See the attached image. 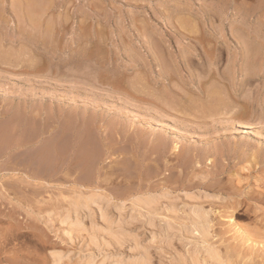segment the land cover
I'll use <instances>...</instances> for the list:
<instances>
[{
	"label": "rangeland",
	"instance_id": "rangeland-1",
	"mask_svg": "<svg viewBox=\"0 0 264 264\" xmlns=\"http://www.w3.org/2000/svg\"><path fill=\"white\" fill-rule=\"evenodd\" d=\"M263 218L264 0H0V264H264Z\"/></svg>",
	"mask_w": 264,
	"mask_h": 264
},
{
	"label": "bare ground",
	"instance_id": "bare-ground-1",
	"mask_svg": "<svg viewBox=\"0 0 264 264\" xmlns=\"http://www.w3.org/2000/svg\"><path fill=\"white\" fill-rule=\"evenodd\" d=\"M33 11H34V10H33ZM35 11H36V10H35ZM204 175H205V174H204ZM190 176H191V175H190ZM193 183H194V182H193ZM214 185H215V184H214ZM154 189H155V188H154ZM167 190H168V189H167ZM167 192H168V191H167ZM259 192H260V191H259ZM75 193H76V192H75ZM80 194H81V193H80ZM153 194H154V193H153ZM76 195H77V194H75V196H76ZM154 195H155V194H154ZM239 195H240V194H239ZM157 196H159V194H158ZM165 196H167V198H168V200H169V197H170L171 195H170L169 197H168V195H164L163 197H165ZM78 197H79V196H78ZM140 197H141V196H140ZM147 197H148V196H147ZM155 197H156V195L154 196V198H155ZM145 198H146V196H145ZM149 198H150V197H149ZM154 198H153V199L150 198V200L152 201V204L155 206V204H156L155 202L160 201L159 198H161V196H160L159 198L157 197V198L159 199L158 201H157V200L154 201ZM170 198H173V197H170ZM246 198H247V197H246ZM246 198H245L244 200H246ZM257 198H258V197H257ZM257 198H256V199H257ZM86 199H87V197H86ZM138 199H139V198H138ZM143 199H144V198H143ZM155 199H156V198H155ZM161 199H162V198H161ZM74 200H75V199H74ZM172 200H173V199H170L169 202H166V199H165V203H166V204H168V203L170 204V205H169L170 208H169V207H167V208H169V209L166 208L167 211L170 210V211L172 212V211L174 210V209H173L174 206L172 205V202H173ZM174 200H175V199H174ZM247 200H248V199H247ZM259 200H260V199H259ZM78 201H79V200H78ZM83 201H84V200H83ZM83 201H82V202H83ZM93 201H95V200H92V202H93ZM140 201H143V200H140ZM147 201H149V200L147 199ZM151 201L147 202V204L151 203ZM153 201H154V202H153ZM171 201H172V202H171ZM84 202H85V201H84ZM92 202H90V203H91V206H93V203H92ZM188 202H189V201H188ZM190 202H191V201H190ZM192 202H193V201H192ZM239 202H240V201H237L236 204H238ZM86 203H87V202H86ZM95 203H96V202H94V205H96ZM143 203H144V201H143ZM145 203H146V202H145ZM173 203H175V202H173ZM98 204H99V203H97V205H98ZM138 204H139V203H138ZM147 204H146V205H147ZM152 204H151V205H152ZM158 204H159V203H158ZM158 204L156 205V207H157V206L159 207V206L161 205V204H160V205H158ZM175 204H176V203H175ZM175 204H174V205H175ZM193 204H194V202H193ZM195 204H196V203H195ZM70 205H71V204H70ZM88 205H89V204H88ZM146 205H145V204H144V205L142 204V206H141V204H140V208L143 207L142 209H145L144 207L147 208V206H151V205H147V206H146ZM153 205H152V206H153ZM162 205H163V204H162ZM186 205H187V204H186ZM201 205H202V204H201ZM82 206L85 207V206H87V204L84 205V203L82 204V203H80V202H77V200H76V202H74L73 206H71V207H73L72 210L74 211V215L71 216V218H69V221H67V224H66V225H67V226H66L67 228H66V229H68V232H71L72 230L79 229V227L82 225V224L80 223V222H82L81 220H82L83 218H86V217H87V216H86L87 214H88V215H92V214H94V213H92L91 211H89L90 209L88 210V209L86 208L87 211H89V213H87L86 215L84 214L85 217H83L82 219L80 218L81 220H79L77 212H78L79 209L82 210V208H83ZM89 206H90V205H89ZM99 206L102 207L101 205H99ZM99 206H98V209H96L95 211L98 210V216H99V218L102 219L101 221L105 222L106 227H107V225H110L112 222H111V221H110V223H109V221H108V223L106 222V220H107V219L105 220V218H106L105 216H106V215L103 213V210H101V208H100ZM138 206H139V205H138ZM175 206H177V205H175ZM183 206H184V205H183ZM194 206H195V205H194ZM156 207H155V208H156ZM165 207H166V206H165ZM185 207H186V206H185ZM189 207H191V208H189L190 211H191V209L193 208V210L190 212V214H193V215H192L193 217L190 216V214H189V216L184 214V213H186V212L189 213V212H188L189 209L187 210L188 207L186 208V210H187L186 212H184V210H183L184 207L181 208V209H182V213L184 212V213L181 214V215L184 216V217H185V216L189 217V220H190L191 217H192V218H193V219H192L193 222H191L192 225L194 224V225H196L197 227L202 228V230H203V227L205 228V225H206V218H207L205 215H207L208 213L206 212V213H207V214H206V213H203V211L201 212V211L198 209V207H200V206H197V207L195 206L196 208L194 209V207L190 206V204H189ZM96 208H97V207H96ZM150 208H151V207H150ZM153 208H154V207H153ZM159 208H160V207H159ZM176 208H177V207H176ZM83 209H84V208H83ZM94 209H95V208H94ZM151 209H152V208H151ZM162 209H163V208H162ZM172 209H173V210H172ZM201 209H202V208H201ZM145 210H146V209H145ZM152 210H153V209H152ZM160 210H161V209H160ZM166 210H164L162 213L166 212ZM203 210H204V209H203ZM82 211H83V210H82ZM92 211H93V210H92ZM153 211H154L155 213H157V212H156V211H157V208H156V210H153ZM161 211H162V210H161ZM161 211L158 210V212H161ZM170 211H169V212H170ZM175 211H176V209H175ZM256 211H257V210H256ZM84 212H85V209H84ZM93 212H94V211H93ZM147 212H149V211H147ZM171 212H170V213H171ZM173 212H174V211H173ZM204 212H205V211H204ZM253 212H255V211H253ZM79 213H81V211H79ZM91 213H92V214H91ZM95 213H96V212H95ZM167 213H168V212H167ZM167 213H166V214H167ZM67 214H68V213H67ZM71 214H72V213H71ZM149 214H150V213H149ZM151 214L153 215V213H151ZM166 214H165V215H166ZM173 214H175V212H174ZM252 214H253V213H252ZM69 215H70V214H69ZM156 215H157V214H156ZM158 215H159V214H158ZM169 215L171 216V214H169ZM175 215H176V214H175ZM177 215H178V214H177ZM181 215H180V216H181ZM255 215H258V214H255ZM92 216H93V215H92ZM92 216H91V217H92ZM149 216H150V215H149ZM149 216H148V217H149ZM173 216H174V215H173ZM182 216H181V217H182ZM64 217L67 218L68 215H67V217H66V216H64ZM79 217H80V215H79ZM88 217H89V216H88ZM150 217H151V216H150ZM156 217H157V216H156ZM156 217H155V218H156ZM165 217H166V216H165ZM171 217H172V216H171ZM175 217H176V216H175ZM175 217H174V218H175ZM181 217L178 216L179 219H180ZM252 217H253V216H252ZM254 217H255V216H254ZM256 217H257V216H256ZM65 218H63V219H65ZM152 218H153V217H152ZM152 218H150V219H152ZM63 219H62V220H63ZM91 219H92V218H91ZM91 219H89V220H91ZM93 219H95V218H93ZM153 219H154V218H153ZM165 219H167V218H165ZM181 219H182V218H181ZM186 219H187V218H186ZM186 219H185V220H186ZM62 220H61V222H62ZM89 220H88V221H89ZM95 220H96V219H95ZM169 220H170V219H169ZM175 220H176V219H175ZM175 220H174V221H175ZM182 220H183V219H182ZM192 220H190V221H192ZM256 220H257V219H256ZM260 220H261V219H260ZM64 221H65V220H64ZM149 221H150V220H149ZM163 221H164V219H163ZM166 221H167V220H166ZM170 221H171V220H170ZM172 221H173V220H172ZM183 221H184V220H183ZM186 221H187V220H186ZM186 221H185V222H186ZM263 221H264V218H263V220L257 222L260 226H257V227L254 226L255 228H254V229L252 228L251 232H249L248 230L246 231L247 228L244 230V242H245V241H246V242L249 241V244L252 243L253 246L256 245V246H258V247H259L260 244H261V246H263L262 248H264V222H263ZM92 222H93V221H92ZM103 222H102V223H103ZM164 222H165V221H164ZM188 222H189V221H188ZM63 223L65 224V222H63ZM102 223H101V224H102ZM149 223H150V222H149ZM170 223L172 224V222H170ZM176 223H177V222H176ZM182 223H183V222H182ZM90 224H92V223L90 222ZM151 224H152V223H151ZM151 224H150V225H151ZM162 224H163V223H162ZM171 224H168V225H167V226H169V228H167V229H168V232L171 230V229H170ZM183 224H184V223H183ZM189 224H190V222H189ZM92 225H93V224H92ZM152 225H153V224H152ZM163 225H164V224H163ZM173 225H174V224H173ZM192 225L190 224L189 226H192ZM194 225H193V226H194ZM102 226H103V225H101V227H102ZM118 226H119V223L117 224V227H118ZM178 226H179V225H178ZM185 226H186V225H185ZM208 226H209V223H208ZM90 227H91V226H90ZM90 227H88L87 229L89 230ZM97 227H98V225H97L96 227L94 226L93 228H97ZM99 227H100V226H99ZM182 227H183V225H182ZM82 228H83V227H82ZM91 228H92V227H91ZM103 228L106 229L105 227H102L101 229L103 230ZM109 228H110V227H109ZM111 228H112V227H111ZM171 228H172V227H171ZM174 228H175V227H174ZM190 228H191V227H189V229H190ZM193 228H194V227H193ZM242 228H243V227H242ZM242 228H241V229H242ZM176 229H177V226H176ZM181 229H183V228H181ZM80 230H81V228H80ZM90 230H91V229H90ZM90 230H89V231H90ZM94 230H95V229H94ZM94 230H92V231L94 232ZM96 230H97V231H101L99 228L96 229ZM96 230H95V234H94V233H93L94 235L92 234V237H94V236L98 233ZM108 230H110V229H108ZM111 230H112V229H111ZM111 230L108 231V233L110 232V234H106V235H108V236L111 235V234L113 233V232L111 233ZM193 230H194V229H193ZM193 230H192V231H193ZM199 230H200V229H199ZM206 230H208V227H206L204 231H206ZM114 231H115V230H114ZM172 231H173V230H172ZM176 231H177V230H176ZM182 231H183V230H182ZM192 231H191V233H192ZM195 231H197V230H195ZM65 232H67V231H65ZM87 232H88V231H87ZM96 232H97V233H96ZM115 232H116V231H115ZM121 232H122V231H120V233H121ZM164 232H165V230H164ZM168 232H167V233H168ZM170 232H171V231H170ZM179 232H180V231L178 230V233H179ZM185 232H186V231H185ZM185 232H183V234H184ZM193 232H194V231H193ZM197 232H198V231H197ZM201 232H202V231H201ZM101 233H104V234H105V230H104V232H102V231L99 232V235H100ZM106 233H107V231H106ZM117 233H119V231H117ZM117 233H116V234L114 233L115 236H114V234H112V235H113L112 238H117V241H118V240H120V239H118L119 236H120V238L122 237V235H121L122 233H121L120 235L117 234ZM180 233H181V232H180ZM187 233H189V230L187 231ZM187 233H186V234H187ZM199 233H200V231H199ZM202 233H203V232H202ZM68 234H70V233H68ZM71 234H72V233H71ZM168 234H169V233H168ZM172 234H173V233H172ZM181 234H182V233H181ZM204 234H205V233H204ZM204 234H199V235L202 236V235H204ZM206 234H207V233H206ZM206 234H205V237H206ZM90 235H91V234H90ZM101 235H102V234H101ZM112 235H111V236H112ZM117 235H119V236H117ZM188 235L190 236V233H189ZM116 236H117V237H116ZM174 236H175V235H174ZM182 236H183V235H182ZM69 237H71V235H69ZM96 237H98V236H96ZM171 237H173V235H172ZM171 237H170V238H171ZM177 237H178V236H177ZM179 237H180V235H179ZM199 237H200V236H199ZM203 237H204V236H203ZM208 237L210 238V236H208ZM101 238H102V237H101ZM168 238H169V237H168ZM185 238L187 239V237H185ZM96 239H97V238H96ZM190 239H191V238H190ZM193 239H194V238H193ZM196 239H198V238H196ZM200 239H202V237H200ZM90 240H92V238H91ZM97 240H98V239H97ZM97 240H96V241H97ZM179 240H180V239H179ZM210 240H213V239H210ZM93 241H94V240H93ZM93 241H92V242H93ZM100 241H101V240H100ZM185 241H186V240H185ZM188 241H189V240H188ZM196 241H197V240H196ZM202 241H203V240H202ZM207 241H208V240H207ZM94 242H95V241H94ZM191 242H192V241H191ZM203 242H204V241H203ZM102 243H104V241H103ZM136 243L139 244L138 242H136ZM196 243L198 244V242H196ZM199 243H200V242H199ZM207 243H208V242H207ZM207 243H205V244H207ZM209 243H210V242H209ZM94 244H95V243H94ZM96 244H97V243H96ZM106 244H107V243H106ZM200 244H202V243H200ZM203 244H204V243H203ZM211 244L214 245V243H211ZM240 244H241V243H240ZM104 245H105V243H104ZM195 245H196V244H195ZM134 246H135V245H134ZM138 246H139V245H138ZM205 246H206V245H204V247H205ZM216 246H217V245H216ZM106 247H107V246H106ZM131 247H132V246H131ZM193 247H194V246H193ZM206 247H207V248H206L205 250H204L203 247H201V248H203V252H204V253L201 254V255H200L198 252L195 251V249H197V248L194 247V250H193L192 253L196 252V253H198V254L200 255V256L197 255V257H196V256L194 257V258L196 259V260H195V264H237V263H238V262L236 261L238 258L236 257L235 254H233V253L235 252L234 250H233V251H234L233 253H232V252H229L228 250H224V252L222 253L221 250H220L219 248H217V247H213V246H209V247H208V244H207ZM251 247H252V246H251ZM198 248H200V247H198ZM236 248H237V247H236ZM252 248H253V247H252ZM136 249H138V248L136 247ZM191 249H192V247H191ZM255 249H258V248H255ZM141 250H142V249H141ZM143 250H144V249H143ZM143 250H142V251H143ZM189 250H190V249H189ZM201 250H202V249H201ZM201 250H200V251H201ZM231 250H232V249H231ZM251 250H252V249H251ZM139 251H140V250H138V253H140ZM145 251H146V250H145ZM187 251H188V250H187ZM190 251H191V250H190ZM254 251H255V250H254ZM258 251H259V250H258ZM57 252L59 253V251H57ZM98 252H99V251H98ZM256 252H257V251H256ZM256 252H255V253H256ZM52 253H53V252H52ZM136 253H137V251H136ZM190 253H191V252H190ZM200 253H202V252H200ZM250 253H251V252H250ZM55 254H56V253H55ZM194 254H195V253H194ZM194 254H192V255H194ZM238 254H239V253H238ZM245 254H246V253H245ZM53 255H54V254H53ZM57 255H59V254H57ZM60 255H61V254H60ZM189 255H191V254H189ZM54 256H56V255H54ZM54 256H53V257H54ZM133 256H134V254H133ZM137 256H138V255H137ZM139 256H140V255H139ZM187 256H188V255H187ZM256 256H258V254H256ZM51 257H52V255H51ZM185 257H186V256H185ZM55 258H56V257H55ZM130 258H132V257H129V259H130ZM137 258H138V257H137ZM137 258H132V259H134V260H135V259L137 260V261H133V260H132V263H131V261H130V263H129V262L123 263L124 260H125V258H121V256H120L118 259H119V260H120V259H124V260H121V261H122V262H121V261H117L118 259L116 258V259H117L116 262L114 261V263H112V264H149V262H150V258L148 259V256L146 255V253H145V254H142V253H141L140 258H138L139 260H138ZM262 258H263V257H262ZM51 259H52V258H51ZM59 259H60V258H59ZM188 259H191V257L189 258V256H188ZM240 259H241V256H240L239 260H240ZM112 260H113V259H112ZM179 260H180V259H179ZM263 260H264V259H263ZM55 261H56V260H55ZM101 261H102V260H101ZM240 261H241V260H240ZM247 261H248V262H247ZM247 261H246V263L243 261L244 263H242V264H255L253 259H250V260L247 259ZM102 262H103V261H102ZM111 262H112V261H111ZM185 262H187V261L185 260ZM190 262H192V261H190ZM190 262H188V263H190ZM236 262H237V263H236ZM53 263H54V262H53ZM53 263H52V264H53ZM107 263H108V262H107ZM188 263H187V264H188ZM55 264H57V263L55 262ZM102 264H104V263H102ZM180 264H181V263H180ZM240 264H241V263H240Z\"/></svg>",
	"mask_w": 264,
	"mask_h": 264
}]
</instances>
